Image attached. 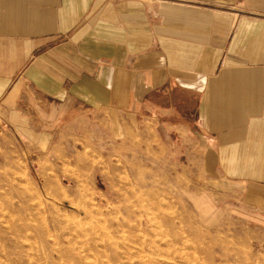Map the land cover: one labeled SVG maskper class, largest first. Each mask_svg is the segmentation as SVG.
<instances>
[{"label": "crops", "instance_id": "obj_1", "mask_svg": "<svg viewBox=\"0 0 264 264\" xmlns=\"http://www.w3.org/2000/svg\"><path fill=\"white\" fill-rule=\"evenodd\" d=\"M0 112L80 141L156 120L158 158L186 143L187 167L264 206V0H0Z\"/></svg>", "mask_w": 264, "mask_h": 264}, {"label": "rangeland", "instance_id": "obj_2", "mask_svg": "<svg viewBox=\"0 0 264 264\" xmlns=\"http://www.w3.org/2000/svg\"><path fill=\"white\" fill-rule=\"evenodd\" d=\"M118 121L112 132L98 120L89 127L93 141H80L70 133L23 135L0 117V264H264L257 197L219 191L202 161L187 167L186 143L177 159L158 158L156 120L129 122L125 136ZM42 227L51 234L46 247L37 236ZM64 235L75 239L73 248Z\"/></svg>", "mask_w": 264, "mask_h": 264}, {"label": "bare ground", "instance_id": "obj_3", "mask_svg": "<svg viewBox=\"0 0 264 264\" xmlns=\"http://www.w3.org/2000/svg\"><path fill=\"white\" fill-rule=\"evenodd\" d=\"M84 208H85V207H84ZM6 213H7V212H6ZM8 213H9V212H8ZM85 213H86V212H85ZM0 214H1V213H0ZM9 216H10V213H9ZM54 216H55V215H54ZM1 217H2V216H1ZM5 217H6V216H5ZM2 218H3V217H2ZM2 218H0V219H2ZM9 218H11V217H9ZM54 218H56V217H54ZM6 219H8V218L6 217ZM19 219H21V218H19ZM76 219H77V218H76ZM22 220H23V219H22ZM59 220H60V218H59ZM44 221H45V220H44ZM60 221H61V220H60ZM74 221H75V220H74ZM0 222H1V221H0ZM2 222H3V221H2ZM4 222H5V221H4ZM24 222H25V221H24ZM41 222H42V221H41ZM46 222H47V221H46ZM49 222H50V221H49ZM75 222H76V221H75ZM22 223H23V222H22ZM44 223H45V222H44ZM2 224H3V223H2ZM5 224H6V222H5ZM8 224H9V223H8ZM25 224H26V223H25ZM52 224H54V223H52ZM59 224H60V223H59ZM3 225H4V224H3ZM9 225H10V224H9ZM9 225H8V226H9ZM31 225H32V224H31ZM43 225H44V224H43ZM142 225H143V222H142V220L140 219V221H139L138 224H137V227H138L139 229H141V228H142ZM4 226H5V225H4ZM44 226H45V225H44ZM44 226H43V227H44ZM29 227H30V226H29ZM43 227H42V228H39L38 230L36 229V230H37V234H38L37 236H40V237H41V246H42V247H46L45 244H46V241H48L47 235L51 236V234H49L48 231L44 230L45 228H43ZM47 227H48V226H47ZM34 228H35V227H34ZM36 228H37V227H36ZM1 229H2V228L0 227V230H1ZM7 229H8V228H7ZM10 229H11V228H10ZM17 229H18V227H17ZM19 229H20V228H19ZM19 229H18V231H19ZM22 229H23V227H22ZM15 230H16V229H15ZM47 230H48V229H47ZM142 230H143V229H142ZM7 231H8V230H7ZM27 231H28V230H27ZM29 231H30V230H29ZM10 232H11V230H10ZM21 232H22V231H21ZM19 233H20V232H19ZM23 233H24V232H23ZM35 233H36V232H35ZM0 234H1V233H0ZM2 234H3V233H2ZM17 234H18V233H17ZM20 234H22V233H20ZM15 235H16V234H15ZM26 235H27V234H26ZM1 236H2V235H1ZM10 236H11V235H10ZM12 236H14L13 233H12ZM87 236H88V235H87ZM98 236H99V235H98ZM8 237H9V236H8ZM18 237H19V236H18ZM20 237H21V236H20ZM104 237H105V236H104ZM104 237H103V238H104ZM15 238H16V237L14 236V239H13V240H15ZM25 238H26V237H25ZM29 238H30V237H29ZM31 238H32V237H31ZM36 238H37V237H36ZM53 238H54L53 241H54L55 243H58V244H59L60 242H62V241H61V240H62V237H61V239H60V238H57V237L53 236ZM110 238H112V237H110ZM124 238H125V237H124ZM2 239H3V238L0 237L1 247L3 246L2 244H3V242H4V239H3V240H2ZM18 239H19V238H17V240H18ZM49 239H50V238H49ZM63 239H66V241H67V244H66V245H67L70 249L73 248V247H72V246H73V243H74L73 241H75V239L70 238V237L65 236V235H64ZM72 239H73V240H72ZM87 240H88V239H87ZM112 240H113V238H112ZM112 240H111V241H112ZM88 241H89V240H88ZM104 241H105V240H104ZM107 241L110 242L109 240H107ZM115 241H116V240H115ZM5 242H6V241H5ZM101 242H102V241H101ZM122 242H123V241H122ZM127 242H128V241H127ZM140 242H141V241H140ZM10 243H11V242H10ZM30 243H31V242H30ZM85 243H86V242H85ZM96 243H97V242H96ZM96 243H95V244H96ZM113 243H114V242H113ZM118 243H119V242H118ZM138 243H139V242H138ZM142 243H143V242H142ZM27 244H29V243H27ZM58 244H57V246H58ZM93 244H94V243H93ZM101 244H103V243H101ZM123 244L125 245L124 242H123ZM136 244H137V243H136ZM29 245H30V244H29ZM59 245H61V244H59ZM91 245H92V244H91ZM115 245H117V244H115ZM25 246H26V245H25ZM25 246H24V247H25ZM36 246H37V245H36ZM36 246H35V247H36ZM38 246H39V245H38ZM38 246H37V247H38ZM57 246H56V247H57ZM86 246H87V245H86ZM89 246H90V245H89ZM89 246H88V247H89ZM95 246H96V245H95ZM95 246H94V247H95ZM98 246H100V245H98ZM103 246H105V245L103 244ZM107 246H108V245H107ZM113 246H114V245H113ZM119 246H120V245H119ZM121 246H122V245H121ZM121 246H120V247H121ZM125 246H126V245H125ZM136 246H137V245H136ZM139 246H142V244H140ZM4 247L7 248V246H5V245H4ZM9 247H10V245H9ZM11 247H12V246H11ZM27 247H28V246H26V248H27ZM68 247H65V248H68ZM74 247H75V246H74ZM82 247H84V245H82ZM101 247H102V246H101ZM111 247H112V246H111ZM115 247H116V246H115ZM123 247H124V246H122V248H123ZM59 248H60V247H59ZM59 248H58V249H59ZM78 248H79V247H78ZM89 248H90V247H89ZM102 248H103V247H102ZM105 248H106V246H105ZM112 248H113V247H112ZM141 248H142V247H141ZM0 249H1V248H0ZM10 249H11V248H10ZM37 249H38V248H37ZM54 249H55V248H54ZM61 249H62V248H61ZM93 249H94V248H93ZM125 249H126V248H125ZM18 250H19V249H18ZM29 250H30V249H29ZM52 250H53V249H52ZM52 250H51V251H52ZM66 250L68 251V249H66ZM73 250H74V249H73ZM82 250H83V249H82ZM84 250H87V249H84ZM84 250H83V251H84ZM107 250H108V249H107ZM4 251H5V250H3V251L1 250V253L4 252ZM23 251H24V250H23ZM54 251H55V250H54ZM70 251H71V250H70ZM70 251H69V252H70ZM78 251H79V250H78ZM80 251H81V250H80ZM96 251H97V250H96ZM113 251H114V250H113ZM143 251H144V249H143ZM11 252H12V251H11ZM34 252H35V251H34ZM57 252H58V251H57ZM61 252H63V251H61ZM81 252H82V251H81ZM91 252H92V251H91ZM105 252H106V251H105ZM6 253H7V252H6ZM6 253H5V254H6ZM51 253H52V252H51ZM72 253H73V252H72ZM72 253H71V254H72ZM114 253H115V254H118V252H117V253L114 252ZM2 254H3V253H2ZM21 254H22V253H21ZM25 254H26V253H25ZM33 254H34V253H33ZM57 254H58V253H57ZM62 254H63V253H62ZM87 254H89V252H88ZM8 255H10L9 252H8ZM27 255H28V253H27ZM29 255H30V254H29ZM79 255L81 256V254H79ZM83 255H85V252H84ZM119 255H120V253H119L117 256H119ZM0 256H1V254H0ZM19 256H20V255H18V257H19ZM37 256H38V255H37ZM48 256H49V254H48ZM59 256H60V258H61V256H62L61 253L59 254ZM64 256H65V254H64ZM108 256H109V255H108ZM15 257H16V256H15ZM26 257H28V256H26ZM49 257H50V256H49ZM55 257H56V256H55ZM55 257H53V258L55 259ZM81 257H82V256H81ZM81 257H80V258H81ZM121 257H122V256H121ZM137 257L139 258V256H137ZM141 257H142V256H141ZM141 257H140V258H141ZM29 258H30V257H29ZM29 258H28V259H29ZM57 258H58V257H57ZM62 258H63V256H62ZM62 258H61V259H62ZM117 258H118V257H117ZM138 258H137V259H138ZM38 259H39V258H38ZM46 259H47V257H46ZM61 259H60V260H61ZM88 259L91 260L90 257H89ZM105 259H106V260H109V259H107V258H105ZM142 259H143V257H142ZM13 260H14V259H13ZM18 260H20V257H19ZM81 260H83V259H81ZM112 260H113V259H112V257H111V262H112ZM118 260H119V259H118ZM138 260H140V259H138ZM143 260H144V259H143ZM28 261H29V260H28ZM87 261H88V260H87ZM114 261L116 262V259H115ZM13 262H15V260H14ZM19 262H20V261H19ZM85 262H86V261H85ZM103 262H104V261H103ZM105 262H106V261H105ZM142 262H143V261H142ZM142 262H140V263L138 262V263H139V264H145V263H142ZM16 263H17V262H16ZM45 263L47 264L48 262H45ZM50 263H51V262H50ZM94 263H95V262H94ZM94 263H93V264H94ZM26 264H27V263H26ZM38 264H39V263H38ZM81 264H82V261H81ZM109 264H110V263H109ZM114 264H115V263H114ZM146 264H147V263H146Z\"/></svg>", "mask_w": 264, "mask_h": 264}]
</instances>
